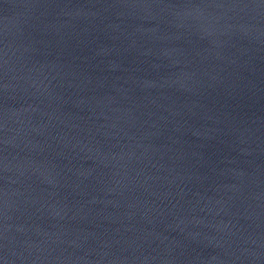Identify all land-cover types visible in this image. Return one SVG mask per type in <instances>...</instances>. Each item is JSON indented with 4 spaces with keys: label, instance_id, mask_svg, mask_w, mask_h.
I'll return each instance as SVG.
<instances>
[{
    "label": "water",
    "instance_id": "obj_1",
    "mask_svg": "<svg viewBox=\"0 0 264 264\" xmlns=\"http://www.w3.org/2000/svg\"><path fill=\"white\" fill-rule=\"evenodd\" d=\"M0 264H264V0H0Z\"/></svg>",
    "mask_w": 264,
    "mask_h": 264
}]
</instances>
